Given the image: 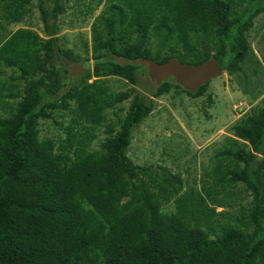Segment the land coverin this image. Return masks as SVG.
I'll list each match as a JSON object with an SVG mask.
<instances>
[{"label":"trees","instance_id":"obj_1","mask_svg":"<svg viewBox=\"0 0 264 264\" xmlns=\"http://www.w3.org/2000/svg\"><path fill=\"white\" fill-rule=\"evenodd\" d=\"M30 3L0 0V107L8 109L1 101L13 97L17 81L25 84L23 98L8 109L10 115L0 117V264H264V107L232 126L235 139L250 150L238 149L237 141L228 139L215 152L210 181L200 191L183 192L179 175L166 168L150 173L125 153L153 100L171 87L169 79L154 82V89L143 86L144 67L130 62L176 59L196 66L214 57L223 71H239L249 51L247 35L264 13V0H249L243 10L231 0H169L168 12L157 19L138 7H111L140 40L121 49L113 38L98 43L97 49L105 52L93 59V71L95 77L128 80L135 87L133 98L121 129L106 140L103 151L86 152L82 142L76 161L66 168L57 161L55 143L39 140L38 119L49 118V111L68 110L73 101L79 118L97 126L106 110L130 94L109 93L99 80L86 83L89 71L68 85L66 65L76 59L56 36L62 0H38L47 39L27 29L8 33ZM115 24L114 18L107 20L109 34ZM150 29H163L164 41L180 45L185 58L194 51L192 35L212 36L219 47L192 62L173 53L159 58L146 48ZM5 69L11 71L6 81ZM207 85L195 93L182 89L197 98ZM140 173L147 179L136 182ZM237 184L252 192L251 205L237 214L216 213L211 205L221 206ZM171 201L175 212H163Z\"/></svg>","mask_w":264,"mask_h":264},{"label":"rangeland","instance_id":"obj_2","mask_svg":"<svg viewBox=\"0 0 264 264\" xmlns=\"http://www.w3.org/2000/svg\"><path fill=\"white\" fill-rule=\"evenodd\" d=\"M168 1L62 0L63 12L58 16L56 36L61 48L70 50L76 59L75 62H67L69 73L73 68L76 72L81 71L77 73L80 76L89 71L91 75L84 79L86 83L99 80L109 93L130 94L129 99L116 108L106 110L103 122L97 126L79 118L73 101L69 102L68 110L49 111V118L38 119L39 140L55 143V156L62 168L76 161V149L81 147L82 142L86 152L101 153L106 140L113 138L121 129L133 98L135 87L128 80L119 76L94 75L93 59L105 52L104 49H97L98 43L113 38L114 46L121 49L126 44L140 40V36L126 28L117 12L113 13L110 8L119 6L128 10L138 7L144 9L151 19H157L163 12H168ZM231 1L243 10L249 0ZM110 18L116 20L112 34H109L107 26ZM19 29L30 30L40 39H47L40 19L38 0H31L22 21L10 25L8 33ZM163 33V29H150L146 42L149 53L152 56L158 54L159 58L167 53L182 56L184 52L181 46L173 41H164ZM190 40L194 51L187 58L182 56L190 62L201 59L205 51L214 54L219 47L218 40L212 36L196 34ZM247 41L249 51L240 70H224L220 77L208 83L202 96L192 98L172 78L168 80L171 82L169 91L153 100L152 111L130 135L125 153L132 164L150 173L161 174L162 169L166 168L179 175L183 181V192L200 191L205 187L215 165V152L224 147L228 139H235L232 126L264 107V13L255 19ZM169 47L175 50L169 51ZM140 72L143 86L154 89V81L150 79L147 68L140 69ZM10 73L9 69H5L2 79L8 80ZM15 85L13 97L1 101L9 106L6 107L8 109H14L24 96V82L19 80ZM8 109L0 107V117L10 115ZM236 141L238 149L250 150L246 142ZM146 179L140 173L135 181ZM252 198V192L244 185L237 184L223 196L221 206H211L219 214H237L241 207L248 208L251 205ZM162 211L175 212V203L171 201L163 205ZM250 231L251 228L247 229V232Z\"/></svg>","mask_w":264,"mask_h":264},{"label":"water","instance_id":"obj_3","mask_svg":"<svg viewBox=\"0 0 264 264\" xmlns=\"http://www.w3.org/2000/svg\"><path fill=\"white\" fill-rule=\"evenodd\" d=\"M130 64H140L146 67L150 79L157 85L172 78L176 85L190 93H195L201 86L220 77L223 73V70L214 57L196 66L186 63L181 64L176 59H170L164 63H156L147 58L131 61ZM77 73H81V71L79 70L76 72L75 68H73L68 76V85H70L72 77L76 76Z\"/></svg>","mask_w":264,"mask_h":264}]
</instances>
